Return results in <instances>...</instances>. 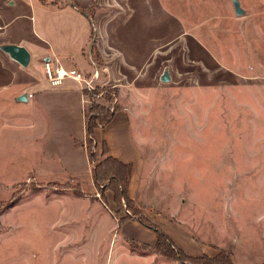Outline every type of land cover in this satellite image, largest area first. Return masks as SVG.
<instances>
[{"label": "rangeland", "instance_id": "obj_1", "mask_svg": "<svg viewBox=\"0 0 264 264\" xmlns=\"http://www.w3.org/2000/svg\"><path fill=\"white\" fill-rule=\"evenodd\" d=\"M6 41L31 54L0 51V264H195L157 252L138 218L186 256L264 264V0H0ZM45 63L83 81L51 88ZM94 103L125 114L134 220L91 182Z\"/></svg>", "mask_w": 264, "mask_h": 264}, {"label": "trees", "instance_id": "obj_2", "mask_svg": "<svg viewBox=\"0 0 264 264\" xmlns=\"http://www.w3.org/2000/svg\"><path fill=\"white\" fill-rule=\"evenodd\" d=\"M88 97L90 99H104L105 102H109L111 99V94L102 88L94 87L89 90ZM113 118V112L109 111L108 108L99 105L92 104L90 105L87 114L84 116V149L87 156L88 163L90 165V179L91 182L96 188L102 197L103 190H109L112 193V201L117 209L125 210L129 215L130 200L127 196V188L129 175L131 170L130 164H125L118 161L115 158H112L107 153V148L105 144H101L100 160L96 162L94 152L96 149L95 139L93 131L96 128H104L110 120ZM103 189V190H101ZM64 190L72 191L75 196H81L76 188L65 186ZM104 201V200H103ZM14 201H9L3 208H8L13 204ZM4 210V209H2ZM130 216V215H129ZM136 216L131 215L127 219L134 220ZM136 221L143 226L145 229L152 231L155 236L154 249L158 252L164 246L169 247L171 250H175L173 255L177 260L192 261L195 264H210L207 260H213V264H229L228 258L223 255H217L211 258L207 257H192L186 256L179 249L177 250L171 240L165 235L155 224L149 222L146 218H138ZM167 255L166 252L164 253Z\"/></svg>", "mask_w": 264, "mask_h": 264}, {"label": "crops", "instance_id": "obj_3", "mask_svg": "<svg viewBox=\"0 0 264 264\" xmlns=\"http://www.w3.org/2000/svg\"><path fill=\"white\" fill-rule=\"evenodd\" d=\"M42 4L55 6V7L58 6V5L53 4V3L48 4V3L43 2ZM1 43L3 45H15V46H20V47L25 48L24 43L21 41H15V42L14 41H10V42L6 41V42H1ZM30 47H32L31 48L32 50H35L33 45ZM29 54H31V51ZM57 57L58 56L55 54V58H53V59H56V61H57ZM57 64H59L58 61H57ZM58 66L61 67L60 65H58ZM97 76H98V73H97ZM115 132L117 133V135L119 136V138L121 140L119 147L111 144V142H110V138L115 137L114 136ZM93 135H94L96 147L99 148L98 145L101 143H104L105 147L107 148V153L109 156L117 159L118 161H120L122 163L131 165L127 192H128V194H129V192L132 193L133 186H134L136 179H137L136 175H137L138 166H139V156H138L137 150L135 149L133 143L130 142L128 126H127V123L125 120V114H123V112H120V111L114 112L113 118L110 120V122L104 128L94 129ZM102 141H104V142H102ZM89 174H90V170H89ZM170 231L174 235H177L180 237V235L177 231L174 232V229H171Z\"/></svg>", "mask_w": 264, "mask_h": 264}, {"label": "built area", "instance_id": "obj_4", "mask_svg": "<svg viewBox=\"0 0 264 264\" xmlns=\"http://www.w3.org/2000/svg\"><path fill=\"white\" fill-rule=\"evenodd\" d=\"M44 75L46 82L49 87L55 88L61 85L62 81L65 79H70L75 83H80L83 81L82 75L76 70H63L61 67L56 66L53 69L50 68L48 63L43 65ZM97 77V70H94L91 78ZM89 87V83H85Z\"/></svg>", "mask_w": 264, "mask_h": 264}, {"label": "water", "instance_id": "obj_5", "mask_svg": "<svg viewBox=\"0 0 264 264\" xmlns=\"http://www.w3.org/2000/svg\"><path fill=\"white\" fill-rule=\"evenodd\" d=\"M233 10L235 15H241L242 11L239 9L236 1L232 2ZM0 51L8 56L10 60L17 63L21 67H25L29 62V54L28 52L20 46L15 45H2L0 46ZM168 80L167 75L165 73L160 77V81L166 82ZM25 98L23 96L19 97V101H23Z\"/></svg>", "mask_w": 264, "mask_h": 264}]
</instances>
